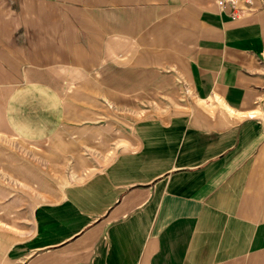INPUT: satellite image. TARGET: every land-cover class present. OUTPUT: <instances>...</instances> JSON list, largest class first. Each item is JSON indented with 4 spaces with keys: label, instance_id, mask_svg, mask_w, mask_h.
<instances>
[{
    "label": "crops",
    "instance_id": "obj_1",
    "mask_svg": "<svg viewBox=\"0 0 264 264\" xmlns=\"http://www.w3.org/2000/svg\"><path fill=\"white\" fill-rule=\"evenodd\" d=\"M252 3L0 0V162L13 139L67 176L0 264H264Z\"/></svg>",
    "mask_w": 264,
    "mask_h": 264
},
{
    "label": "rangeland",
    "instance_id": "obj_2",
    "mask_svg": "<svg viewBox=\"0 0 264 264\" xmlns=\"http://www.w3.org/2000/svg\"><path fill=\"white\" fill-rule=\"evenodd\" d=\"M1 145L6 156L0 162V230L22 232L32 222L35 207L54 195L67 176L52 169L51 160L42 155L43 146L22 145L13 139H1Z\"/></svg>",
    "mask_w": 264,
    "mask_h": 264
},
{
    "label": "built area",
    "instance_id": "obj_3",
    "mask_svg": "<svg viewBox=\"0 0 264 264\" xmlns=\"http://www.w3.org/2000/svg\"><path fill=\"white\" fill-rule=\"evenodd\" d=\"M253 0H217V3L223 8H227L228 6H231L233 8L232 15L236 17L239 13L238 8L241 5H247L251 6L253 3Z\"/></svg>",
    "mask_w": 264,
    "mask_h": 264
}]
</instances>
